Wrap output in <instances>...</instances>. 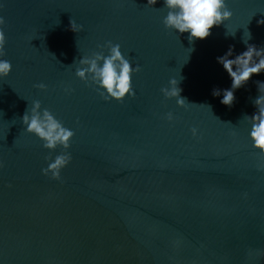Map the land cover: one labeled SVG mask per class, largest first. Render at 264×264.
I'll return each instance as SVG.
<instances>
[{"label": "water", "instance_id": "95a60500", "mask_svg": "<svg viewBox=\"0 0 264 264\" xmlns=\"http://www.w3.org/2000/svg\"><path fill=\"white\" fill-rule=\"evenodd\" d=\"M227 5L230 20L189 43L165 28L163 0H0L13 65L0 80V264H264V152L244 118L264 73L231 108L212 95L231 87L216 58L245 51L246 28L264 48V0ZM108 41L141 68L122 102L75 75ZM172 78L186 107L161 92ZM35 100L75 132L58 181L42 169L63 149L22 122Z\"/></svg>", "mask_w": 264, "mask_h": 264}, {"label": "clouds", "instance_id": "9594fccd", "mask_svg": "<svg viewBox=\"0 0 264 264\" xmlns=\"http://www.w3.org/2000/svg\"><path fill=\"white\" fill-rule=\"evenodd\" d=\"M158 0H147L148 5H156ZM167 14L163 18L165 28L179 34H188L189 43L197 39L204 40L211 35L213 27H218L230 20L233 12L227 5V0H163ZM251 21V20H250ZM249 21V22H250ZM5 19L0 16V80L8 77L13 69L11 61L4 59L6 36L4 32ZM258 25H264V19L257 21ZM74 32L83 31L82 24L77 25L74 20L71 22ZM226 35L235 36L227 32ZM252 38L250 30L246 28L244 33V44L246 50L235 55L234 46H229L227 52L218 56L217 62L221 64L231 79V87L226 89L214 88L213 97H221L220 103L231 108L235 101V91L245 86L255 74L264 73V48L248 43ZM100 51L93 52L90 56H83L78 60L75 75L86 84L93 86L100 96L106 101H124L127 97H135L132 77L134 73L140 72V65L133 67L122 51L120 44L108 41L104 45H98ZM105 49L107 54H105ZM194 51L193 49H190ZM74 63H77L74 62ZM259 95L252 101L256 111L244 118L250 122L249 138L252 146L264 152V81H257ZM44 90L47 86L43 83L37 85ZM66 93H71V88H65ZM167 99H175L178 107L189 105L186 98L181 96L182 89L179 81L175 78L169 80L168 86L161 89ZM211 109L210 105H206ZM168 119H173V114L168 113ZM22 122L27 133L33 134L43 141V147L55 151L61 147L63 151L53 159L49 156L46 168L42 169L45 176L51 175V179L60 180L61 171L72 161V155L68 151L71 147L72 138L75 132L66 127L55 114L47 108L42 110L39 100L32 102L31 108H27ZM196 130L193 129L195 135ZM3 165L0 164V167Z\"/></svg>", "mask_w": 264, "mask_h": 264}]
</instances>
